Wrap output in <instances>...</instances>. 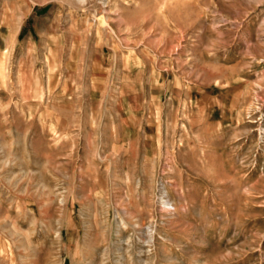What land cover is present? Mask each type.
Segmentation results:
<instances>
[{
    "label": "rangeland",
    "instance_id": "rangeland-1",
    "mask_svg": "<svg viewBox=\"0 0 264 264\" xmlns=\"http://www.w3.org/2000/svg\"><path fill=\"white\" fill-rule=\"evenodd\" d=\"M0 264H264V0H0Z\"/></svg>",
    "mask_w": 264,
    "mask_h": 264
},
{
    "label": "bare ground",
    "instance_id": "bare-ground-1",
    "mask_svg": "<svg viewBox=\"0 0 264 264\" xmlns=\"http://www.w3.org/2000/svg\"><path fill=\"white\" fill-rule=\"evenodd\" d=\"M72 1L77 2V3H83L86 0H72ZM98 2H100V1H98ZM164 203L169 204V202L167 200L166 201L164 200Z\"/></svg>",
    "mask_w": 264,
    "mask_h": 264
}]
</instances>
